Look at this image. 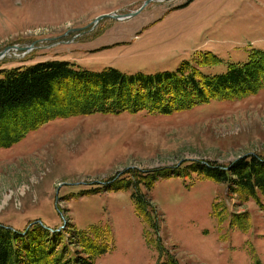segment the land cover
Returning <instances> with one entry per match:
<instances>
[{
    "label": "rangeland",
    "instance_id": "374dc122",
    "mask_svg": "<svg viewBox=\"0 0 264 264\" xmlns=\"http://www.w3.org/2000/svg\"><path fill=\"white\" fill-rule=\"evenodd\" d=\"M143 1L0 0V70L62 60L155 73L210 51L219 61L200 70L212 75L264 49V0H153L130 18L93 23ZM247 154L264 155V87L184 111L51 119L0 147V224L65 220L104 246L94 264H157L166 252L182 264H264V199L239 198L224 178L185 168ZM164 167L177 171L150 186L125 172Z\"/></svg>",
    "mask_w": 264,
    "mask_h": 264
},
{
    "label": "trees",
    "instance_id": "16d2710c",
    "mask_svg": "<svg viewBox=\"0 0 264 264\" xmlns=\"http://www.w3.org/2000/svg\"><path fill=\"white\" fill-rule=\"evenodd\" d=\"M218 61L212 52L198 51L175 70L155 73L126 74L112 67L76 69L73 63L62 60L1 69L0 147L13 145L28 131L55 118L140 110L164 114L214 99H241L264 87V49H252L246 62L230 63L222 74L200 70L202 65ZM185 168H199L208 176L224 178L239 198L252 196L260 205V197L264 199V155L247 154L226 164L196 161ZM176 171L164 167L143 174L132 168L125 172L145 178L150 186L158 175ZM109 181L112 184L117 179ZM58 227L32 222L18 229L0 224V264H94V256L104 246L84 232L66 229L65 224ZM157 264L182 263L166 252Z\"/></svg>",
    "mask_w": 264,
    "mask_h": 264
},
{
    "label": "water",
    "instance_id": "95a60500",
    "mask_svg": "<svg viewBox=\"0 0 264 264\" xmlns=\"http://www.w3.org/2000/svg\"><path fill=\"white\" fill-rule=\"evenodd\" d=\"M153 0H144L143 3L141 4V6L137 9H135L134 11H130V12H127V13H116V12H112V13H105V14H101V15H98L94 20H93V23L103 19V18H115V19H127V18H130L134 15H136L137 13L140 12V10L145 6L147 5L149 2H151ZM13 47H16V46H13ZM18 48H22V47H18ZM8 49V47H6L4 50L0 51V55L6 50ZM38 223H41L40 221H37ZM8 228H11L10 226H7ZM53 231V230H52Z\"/></svg>",
    "mask_w": 264,
    "mask_h": 264
}]
</instances>
